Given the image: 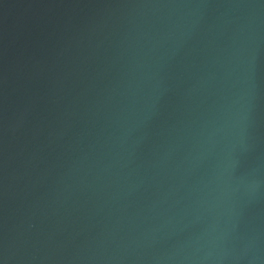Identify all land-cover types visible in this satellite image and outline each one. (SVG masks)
Wrapping results in <instances>:
<instances>
[{
	"label": "water",
	"instance_id": "obj_1",
	"mask_svg": "<svg viewBox=\"0 0 264 264\" xmlns=\"http://www.w3.org/2000/svg\"><path fill=\"white\" fill-rule=\"evenodd\" d=\"M0 264H264V0H0Z\"/></svg>",
	"mask_w": 264,
	"mask_h": 264
}]
</instances>
